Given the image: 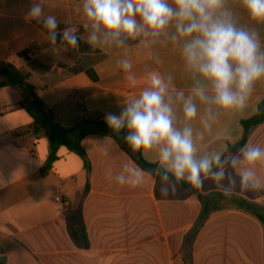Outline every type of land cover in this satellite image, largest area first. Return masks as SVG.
<instances>
[{"label": "crops", "instance_id": "obj_1", "mask_svg": "<svg viewBox=\"0 0 264 264\" xmlns=\"http://www.w3.org/2000/svg\"><path fill=\"white\" fill-rule=\"evenodd\" d=\"M79 3L44 0L46 14L57 16L61 29H78L81 37L78 49L57 53L42 24L27 18L29 0H0V60L30 74L38 99L65 129L84 119L106 122L107 114L119 115L123 101L138 95L142 87H129L116 68L121 50L93 49L86 42ZM233 7L242 23H250L238 0H233ZM261 30L264 35V27ZM151 52L134 62L138 77L149 65L177 76V86L187 90V81L179 78L178 51L158 45ZM23 99L19 89L0 87V182L5 184L0 188V264H264L262 224L232 201L244 198L264 203V188L225 195L209 181L198 189L203 200L188 192L175 199H159L156 176L146 170L143 185H120L115 175L125 163L140 166L112 137L93 133L81 142L91 164L87 190L85 159L65 145L43 172L51 152L50 137L33 132L34 120L21 106ZM262 101L264 82H258L247 106L222 115L211 134L198 142L200 151L224 150L240 141L242 121L256 115ZM195 126L201 127L198 120ZM74 137L70 132L65 140ZM247 144L264 147V124ZM143 156L156 163L155 154ZM108 169L112 179L105 175ZM257 171L264 183V164ZM60 193L66 195L63 202L55 200ZM78 208L88 248L70 233L67 215ZM204 210L208 217L195 231Z\"/></svg>", "mask_w": 264, "mask_h": 264}, {"label": "clouds", "instance_id": "obj_2", "mask_svg": "<svg viewBox=\"0 0 264 264\" xmlns=\"http://www.w3.org/2000/svg\"><path fill=\"white\" fill-rule=\"evenodd\" d=\"M238 3L250 23L241 22L233 0H80L77 7L86 42L93 49L121 50L116 68L129 87L142 84L138 95L123 101L120 114L109 113L105 121L123 133L133 152L155 154L153 174L165 195L181 184L203 189L209 181L225 195L264 188L257 171L264 164V147L245 144L235 153L201 152L198 143L222 115L242 111L257 83L264 82V0ZM29 4L27 18L42 24L55 52L79 48L78 29H61L57 16L46 14L44 0ZM158 45L178 51L179 78L187 81V90L177 86L172 73L146 65L140 78L133 70L136 59L143 53L151 56ZM105 175L112 179L111 169ZM115 180L137 187L146 174L125 163Z\"/></svg>", "mask_w": 264, "mask_h": 264}, {"label": "trees", "instance_id": "obj_3", "mask_svg": "<svg viewBox=\"0 0 264 264\" xmlns=\"http://www.w3.org/2000/svg\"><path fill=\"white\" fill-rule=\"evenodd\" d=\"M88 74L96 79L93 74L88 71ZM30 74L22 69L17 68L10 62L0 60V87H13L19 89L24 94V99L21 101V106L30 114L33 118V132L35 134L47 133L50 137V156L43 168V172L46 173L52 166V163L58 158V149L65 145L69 149L80 154L86 163L88 170V184L87 190L90 187V173L91 164L88 155L81 145L82 139L89 134L100 133L112 137L123 148L132 159L143 169L153 173V170L158 166L157 163L147 161L141 153L133 152L130 146L124 141L123 133H116L109 128L106 122L99 119H84L81 123L76 125L72 129H65L54 118L50 110L38 99L34 86L30 83ZM244 133L240 141L235 144H230L227 148L230 152H237L241 147L248 143L253 132L262 124H264V101L259 105V111L256 115L249 119L242 121ZM75 133V137L66 141L65 135L67 133ZM183 192L197 193L203 200V196L199 193L197 188H193L188 184H181L176 191L169 189L168 194L165 195L162 191V185L159 178L156 176L155 193L157 198H171L175 199ZM236 203L241 210L248 213L252 217L256 218L264 228V203L250 201L244 198H235L232 200ZM208 217V213L204 210L199 218V221L195 227L197 231ZM69 229L74 240L83 245L89 247L90 242L88 239L85 224L82 219L81 209L78 208L75 211L70 212L67 215ZM188 242H190L188 238Z\"/></svg>", "mask_w": 264, "mask_h": 264}, {"label": "built area", "instance_id": "obj_4", "mask_svg": "<svg viewBox=\"0 0 264 264\" xmlns=\"http://www.w3.org/2000/svg\"><path fill=\"white\" fill-rule=\"evenodd\" d=\"M65 197H66V195L64 193H60L56 196L55 200L58 202H63Z\"/></svg>", "mask_w": 264, "mask_h": 264}]
</instances>
